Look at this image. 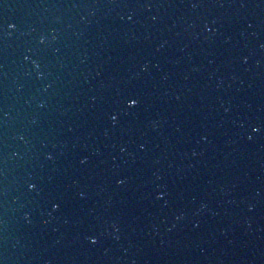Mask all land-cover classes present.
I'll return each instance as SVG.
<instances>
[{"label": "snow or ice", "instance_id": "6c2138e0", "mask_svg": "<svg viewBox=\"0 0 264 264\" xmlns=\"http://www.w3.org/2000/svg\"><path fill=\"white\" fill-rule=\"evenodd\" d=\"M130 104H133V105H135L136 103H138V101L136 100V99H134V98H132V99H129V101H128ZM31 187H36V185L35 184H32L31 185ZM58 206V205H57ZM91 239H93V240H95L96 239V237L95 236H93V237H91Z\"/></svg>", "mask_w": 264, "mask_h": 264}, {"label": "clouds", "instance_id": "9594fccd", "mask_svg": "<svg viewBox=\"0 0 264 264\" xmlns=\"http://www.w3.org/2000/svg\"><path fill=\"white\" fill-rule=\"evenodd\" d=\"M44 37H41V39H43Z\"/></svg>", "mask_w": 264, "mask_h": 264}]
</instances>
